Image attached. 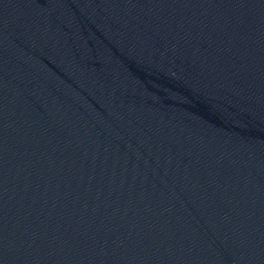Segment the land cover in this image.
<instances>
[{
    "label": "water",
    "instance_id": "obj_1",
    "mask_svg": "<svg viewBox=\"0 0 264 264\" xmlns=\"http://www.w3.org/2000/svg\"><path fill=\"white\" fill-rule=\"evenodd\" d=\"M0 264H264V0H0Z\"/></svg>",
    "mask_w": 264,
    "mask_h": 264
}]
</instances>
